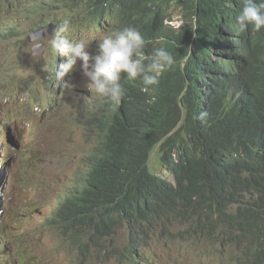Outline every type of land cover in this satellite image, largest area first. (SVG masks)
Instances as JSON below:
<instances>
[{"label": "trees", "instance_id": "16d2710c", "mask_svg": "<svg viewBox=\"0 0 264 264\" xmlns=\"http://www.w3.org/2000/svg\"><path fill=\"white\" fill-rule=\"evenodd\" d=\"M10 1L0 0V12L11 11ZM31 1L35 3L31 10L54 15L66 8L70 13L66 18L52 21L59 27L68 19L69 33L81 29L86 36L84 28L91 27L103 36L105 25L110 29L104 35L136 27L146 41V63L161 47L175 60L149 91L142 90L141 78L130 81L122 74L125 95L118 107L89 92L82 76L74 106L65 116L76 111L78 103L88 102L85 114H74L73 121L83 122V139L93 145L82 157L84 172L81 167L60 185L54 208L42 223L57 232L52 242L57 252L67 257L74 250L77 260L87 261L115 227L135 225L157 242L163 264L162 245L182 240L175 228L178 223L184 226L181 236L186 235L192 259L209 248L211 264L215 247L220 252L229 246L238 253L221 264H264V28L241 32L235 24L237 36L231 31L228 47L226 28L233 15L227 0H23L16 14ZM229 1L238 14L243 0ZM168 9L181 17L183 25L173 28L164 23L172 17ZM8 20L0 17L2 43L12 40ZM98 41L91 45L93 52ZM4 88L0 104L9 106L15 121L19 119L15 106L24 103L21 97L27 89H15L6 99L9 93ZM28 95L33 100L34 94ZM204 111L208 117L202 123L197 117ZM24 113L29 116L25 122L33 125L31 112ZM33 128L30 162L19 176L25 184L40 175V166L31 164L38 144ZM2 131L7 138L13 135L6 126ZM12 145L7 140L1 143L0 160L7 158ZM154 154L162 173L150 168ZM21 235L19 231L7 239L0 236L14 249L12 264L56 262L51 256L35 260L37 242L21 250L13 237ZM122 249L127 264H149V252H143L146 244L132 235Z\"/></svg>", "mask_w": 264, "mask_h": 264}, {"label": "rangeland", "instance_id": "374dc122", "mask_svg": "<svg viewBox=\"0 0 264 264\" xmlns=\"http://www.w3.org/2000/svg\"><path fill=\"white\" fill-rule=\"evenodd\" d=\"M21 5L20 0H13L10 5L11 11L1 16L3 18L11 15L8 26L12 40L7 43H2L0 40V100L5 94V85L9 94L15 89H27L24 98L29 97V93H33L34 97L33 104L30 106L27 103L15 106L19 108L17 122L10 119L12 114L7 111L8 105L0 107V154L3 152L2 140L6 139L11 144L15 143L10 147L7 158L0 160V175L4 173L0 181L2 183L0 187V236L7 239L12 232H22L20 237L13 236L18 241V247L21 250L27 249L35 240L37 242L34 248L35 260L51 256L56 259V262L52 264H127V256L123 253L122 247L128 240V235L132 234L138 241L146 244L147 250L143 249V252L150 253L148 255L149 264H162L157 256L156 241L136 226L115 227L111 235L104 240L101 246L97 247L96 252L87 261L77 260L74 250H70L67 257L62 251L57 252L52 243L56 240L57 232L51 227L42 226V223H46L45 218L54 208L60 185L69 181L70 175L80 172L81 167V172H84L81 165L84 161L82 157L93 143L83 139V122L73 121L74 114H85V105L88 103L86 100L78 103L76 111L71 115L65 116L67 109L74 106L71 104L79 88L77 79H82L80 62L78 61L73 70L65 75L63 80H60L54 68V63H57L58 59L46 48V44H50L51 37L49 36L51 33L53 35L54 31L45 33L44 28L47 27L45 25L52 24L57 28V23L52 21L53 17L63 19L70 13H67L66 8L63 13H61L62 9H59L57 15L39 8L31 10L32 7L29 6H35V3L31 1L16 14V10ZM31 32L37 33L30 37ZM42 33L45 35L43 36ZM69 36L70 34L67 35ZM95 36L96 32L87 28L90 43L94 42ZM89 51L95 54L91 46ZM36 81H40L39 86ZM85 84L86 80L84 81L86 87ZM45 87H47V92H44ZM34 88L40 91L36 92ZM36 101L42 105L38 106ZM61 106H66V108L58 112ZM4 109L6 112H2ZM30 110L32 111L30 118L34 121L33 125L38 136V144L35 148L36 158L31 164L40 166V175L33 176L32 181L34 182L31 184H25L20 182L21 177L19 176L24 173L21 172L22 168L30 162L34 128L23 120L29 117L24 112ZM5 126L10 130L9 132H13L11 138H7L2 131ZM150 168L153 172L162 173L157 165L155 154L151 156ZM19 173L21 175H18ZM175 228L180 231L184 226L175 223ZM180 237L182 240L177 238L162 245L165 250L163 264H199L200 262L207 264L209 262V248L204 249L200 258L192 259V251L186 249L188 245L184 239L186 235ZM188 241L191 242L189 238ZM226 249L228 250L222 249L219 252L218 247H215L211 255V264H221L226 258H231V255L238 253L229 246H226ZM13 260L14 249L0 239V264H12Z\"/></svg>", "mask_w": 264, "mask_h": 264}, {"label": "clouds", "instance_id": "9594fccd", "mask_svg": "<svg viewBox=\"0 0 264 264\" xmlns=\"http://www.w3.org/2000/svg\"><path fill=\"white\" fill-rule=\"evenodd\" d=\"M12 1L13 0L10 2L12 3ZM20 1L22 2L23 0ZM168 13L172 17H166L163 20L165 24L173 28L183 25L184 21L181 19V17H179L178 14L169 9ZM176 15H178V18H176ZM235 22L239 31L241 32L245 31L249 27L259 32L262 28H264V0H259V2H257V0H243L242 8L236 15ZM69 25L70 21L68 19H64L62 24L59 27L57 26V28L54 25L55 27L51 30V32L54 31L53 35L51 33L49 36L51 37L50 44H46V47L49 49L48 51L51 52L50 50H52L51 53L56 55L58 59V62L54 63V68L57 71V78L63 80V77L72 71L74 66H76L77 62L79 61L82 71L81 76L86 78L85 85L87 90L97 97L105 98L106 101L111 102V104L114 106L118 107L125 95V89L121 83L122 74H125L124 79L130 81L141 78L145 86L142 90L149 91L148 86L156 85L158 83L159 76L165 70L171 68L175 63L173 55L163 47L157 48L152 56L147 58L146 63L144 52L146 41L141 32L136 27L126 26L122 29L112 31L110 34L104 35L107 28L105 25L101 29V34L103 36H99L96 33L94 41H99L96 46L95 54H92L89 51L92 43L89 42L87 33L86 36L80 34L79 31L81 29H78L77 32L69 33ZM88 29L93 31L91 27H88ZM84 30L87 32V28H84ZM68 34H70L69 37H67ZM193 34L194 36L196 35L195 30H193ZM69 38L73 39L70 40ZM80 80L81 79H77L78 86H80ZM39 91L40 89L37 92ZM44 92H47V87L45 88ZM11 95L12 93L8 94L6 99H10ZM25 95L26 92L21 97V100L24 101V103L21 104L27 103L29 106L32 105L33 100H31L30 96L24 98ZM27 100L31 103H28ZM36 102H38V106L42 105V103H39V101ZM0 107H5V104H0ZM4 111L5 110L2 112ZM7 111H9V109H7ZM30 112L32 114L31 110ZM207 117L208 113L204 111L201 112L197 118L203 123L206 122ZM18 120L19 119L15 120V122ZM3 141H6V139L2 140L1 142ZM7 154H5L6 157L8 156ZM3 175H0V181L3 178ZM1 186L2 183H0V187ZM130 226L132 227L135 225ZM183 229L180 231L176 229V231H178L177 235L181 236V231ZM35 243L36 241L34 240L31 245Z\"/></svg>", "mask_w": 264, "mask_h": 264}, {"label": "bare ground", "instance_id": "6f19581e", "mask_svg": "<svg viewBox=\"0 0 264 264\" xmlns=\"http://www.w3.org/2000/svg\"><path fill=\"white\" fill-rule=\"evenodd\" d=\"M3 3V2H2ZM227 4L230 6V8H231V11H232V15H233V21L231 22V23H229L228 24V26H227V28H226V35H227V41H226V44H227V46L229 47V41H230V39L233 37V35H231V31H233L232 33H234V34H236V36H237V29L235 28L236 27V22H234L235 21V17H236V7H235V5L231 2V1H229V0H227ZM5 14V11H3V12H0V17L2 16V15H4ZM10 17H11V15H9ZM40 28H42V27H40ZM40 28H38V29H40ZM38 29H36V30H38ZM110 28H108V29H106V31L107 30H109ZM35 31V30H34ZM105 31V32H106ZM85 33H87V32H85ZM233 41H234V43H236V45H238V47H240V45H239V41L237 42V40H235V38L233 39ZM47 48V47H46ZM48 49V48H47ZM231 49V48H230ZM49 50V49H48ZM230 51H232V53H234V54H236V55H239V56H241L242 54L241 53H238V52H235L234 50H230ZM240 51V50H239ZM46 88V87H45ZM45 91V90H44ZM64 98V97H63ZM63 100V99H62ZM71 100V99H70ZM66 101H68V100H66ZM5 110V109H4ZM6 112V111H5ZM11 119V118H10Z\"/></svg>", "mask_w": 264, "mask_h": 264}, {"label": "water", "instance_id": "95a60500", "mask_svg": "<svg viewBox=\"0 0 264 264\" xmlns=\"http://www.w3.org/2000/svg\"><path fill=\"white\" fill-rule=\"evenodd\" d=\"M46 26H47V27L44 28V30H46L45 33H49V32L55 27V26L52 25V24H48V25H46ZM36 33H37V32H32V33H31V36H32L33 34H36ZM45 33H44V35H45ZM42 35H43V33H42ZM44 35H43V36H44ZM43 36H42V37H43ZM263 248H264V247H263ZM263 259H264V253H263Z\"/></svg>", "mask_w": 264, "mask_h": 264}]
</instances>
